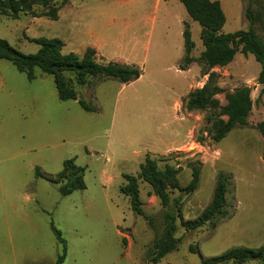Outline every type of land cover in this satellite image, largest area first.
<instances>
[{
	"label": "rangeland",
	"instance_id": "obj_1",
	"mask_svg": "<svg viewBox=\"0 0 264 264\" xmlns=\"http://www.w3.org/2000/svg\"><path fill=\"white\" fill-rule=\"evenodd\" d=\"M219 1L225 33L249 27L245 10L250 3L254 11L264 8V0ZM69 2L57 20L42 15L48 8L37 4L19 18L0 14V38L35 53L40 45L34 38L58 37L66 52L82 53L91 46L104 57L97 53L98 61L135 64L143 75L129 84L91 78L78 85L74 75L65 73L79 100L95 107L87 110L78 99L59 98L53 75L35 68L30 80L11 61L0 59V264H57L64 244L56 229L67 244L62 264H153L148 255L156 232L165 228V208L140 180L142 208L154 219V231L122 192L125 174L137 176L148 155L162 167L166 162L181 167L183 187L192 179L189 163H200L199 186L183 207L185 220L197 218L209 205L220 172L232 175L229 215L215 229L207 225L190 232L178 220L177 236L184 239L157 264H204V258L232 247L264 245V137L254 128L264 120V93L254 55L238 53L230 64L213 69L224 89L218 95L222 104L226 93L243 86L252 89L254 100L253 127H235L215 142L208 134V112H189L184 104L208 74L198 62L181 68L186 23L193 55L204 49L202 26L181 0ZM253 26L264 40V23ZM68 159L86 168V188L63 195L61 184L47 177L57 176Z\"/></svg>",
	"mask_w": 264,
	"mask_h": 264
},
{
	"label": "trees",
	"instance_id": "obj_2",
	"mask_svg": "<svg viewBox=\"0 0 264 264\" xmlns=\"http://www.w3.org/2000/svg\"><path fill=\"white\" fill-rule=\"evenodd\" d=\"M56 1L0 0V14L19 18L22 12L33 11V6L37 4L43 8H48L42 15L57 20L59 11L70 0H62L59 5H54ZM181 2L185 5L189 16L202 26L201 38L204 45L200 55L194 56L195 43L190 27L186 23L184 31L185 57L181 68L187 69L192 63L198 62L206 68L204 75L208 74L206 83L191 91L185 98L184 104L189 112L196 110L208 112L207 123L211 125L208 134L215 142H219L233 128L251 125L249 117L253 110L254 100L251 95L252 89L249 86H243L233 92L226 93L227 103L222 104L218 95L224 89L218 83L217 74L213 69L230 64L238 53L245 56L252 54L261 65L258 80L263 85L261 93H264V40L253 26L257 21L264 23V8L258 12L254 11L250 3L245 10V16L250 22L249 27L225 33L223 27L227 19L219 0H181ZM33 40L40 45L38 51L24 53L12 46L7 40L0 38V59L11 61L30 80L36 77L35 68H40L45 74L53 75L59 98L62 100L79 98L71 78H67L65 73L74 75L78 85L87 84L91 78H116L125 84H129L139 79L143 74V69L135 64L100 62L97 60L94 51L85 54L83 57L73 51L66 52L64 50L65 43L58 37H39ZM79 102L85 109L95 110V107L86 100L81 98ZM254 128L264 137V120L256 123ZM188 166L192 170V179L184 187L180 185L178 178L181 167H176L169 162H166L162 167L159 164V159L150 155L141 164L137 176L125 174L126 182L122 186V192L129 196L133 211L147 219L154 231H156L154 219L146 214L142 208L140 180L150 185L153 193L165 208V228L160 234L156 232L148 255L149 261L153 264H157L166 254L176 250L183 241V235L177 236L178 220L181 221L185 231L190 232L207 225L215 229L218 222L229 215V211L226 209V196L230 191L232 175L220 172L217 175L216 186L209 205L197 218L184 219L182 212L185 201L198 188L201 175L199 162L189 163ZM85 170L86 168L77 165L74 159H68L64 161L63 170L57 176H48L47 178L53 183H60L61 193L68 195L75 190L86 188ZM37 175L44 176L40 170H37ZM62 179H65V182L62 183ZM176 191L182 194L173 196ZM55 232L60 242L64 244L63 254L59 256L57 261V264H62L67 254L66 239L60 230L56 229ZM191 250L198 252L199 247L193 245ZM203 263L264 264V245L257 248L232 247L221 255L204 258Z\"/></svg>",
	"mask_w": 264,
	"mask_h": 264
},
{
	"label": "crops",
	"instance_id": "obj_3",
	"mask_svg": "<svg viewBox=\"0 0 264 264\" xmlns=\"http://www.w3.org/2000/svg\"><path fill=\"white\" fill-rule=\"evenodd\" d=\"M71 7V2H68L65 6H63L62 7V9L59 11V17H60V12H62V11H64V9L66 10V9H69ZM65 47H66V44H65ZM91 51H94L95 52V56H96V54L97 53H101L100 51H98L96 48H94V47H91V46H89V47H87L82 53H77L80 57H83L85 54H87V53H90ZM76 53V52H75ZM101 56H102V59L104 58L103 57V55H102V53L100 54ZM104 63V62H103ZM119 64H121V63H119ZM143 75V74H142ZM141 75V76H142ZM179 103H176V106L178 105ZM177 108H178V106H177ZM124 238H125V236H124ZM123 238V239H124Z\"/></svg>",
	"mask_w": 264,
	"mask_h": 264
},
{
	"label": "water",
	"instance_id": "obj_4",
	"mask_svg": "<svg viewBox=\"0 0 264 264\" xmlns=\"http://www.w3.org/2000/svg\"><path fill=\"white\" fill-rule=\"evenodd\" d=\"M79 100V98H77Z\"/></svg>",
	"mask_w": 264,
	"mask_h": 264
}]
</instances>
